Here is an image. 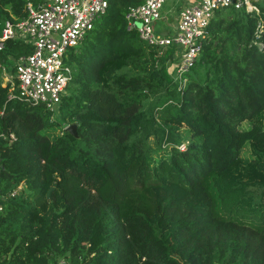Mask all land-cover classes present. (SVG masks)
<instances>
[{"label":"trees","instance_id":"obj_1","mask_svg":"<svg viewBox=\"0 0 264 264\" xmlns=\"http://www.w3.org/2000/svg\"><path fill=\"white\" fill-rule=\"evenodd\" d=\"M26 1L0 0V33ZM107 1L56 110L7 97L2 67L31 47L0 49V187L23 183L2 200L0 264H264V0L216 10L182 88L175 45L126 26L144 0Z\"/></svg>","mask_w":264,"mask_h":264},{"label":"built area","instance_id":"obj_2","mask_svg":"<svg viewBox=\"0 0 264 264\" xmlns=\"http://www.w3.org/2000/svg\"><path fill=\"white\" fill-rule=\"evenodd\" d=\"M258 0H194L178 11L176 27L172 32L155 28L162 17L165 0H144L130 6L125 14L128 29L152 45H175L174 60L169 67L177 86L187 81V71L199 55L207 26L220 8L259 11ZM107 0H27V15L18 20L6 19L0 33V49L5 40L14 38L28 43L31 50L14 58V72L8 74V98L30 103H43L56 110L62 93L71 79V67L65 62L68 51L76 47L97 18L105 13ZM12 137H14L11 134ZM23 183L3 194L0 187V210L3 198L14 196ZM50 264H71L60 257Z\"/></svg>","mask_w":264,"mask_h":264},{"label":"rangeland","instance_id":"obj_3","mask_svg":"<svg viewBox=\"0 0 264 264\" xmlns=\"http://www.w3.org/2000/svg\"><path fill=\"white\" fill-rule=\"evenodd\" d=\"M184 2H185V0H165L163 7H162V12L167 16V21L165 20L164 24L167 22H172V23L175 22V24H176L177 18H178V10L183 6ZM174 29L170 30V27L167 25V29H163V31L164 32H172V31H174ZM2 79H3V82L6 81V77L4 76V74H3ZM65 91H66V87H65L63 93ZM257 120L260 121L264 125V113H262L260 116H258ZM251 124H252L251 120H245L241 123V126L246 128V127H249ZM63 125H64V128H66L67 125H65V124H63ZM57 132H59V131H57ZM184 144H185V142H183V144H181V146L183 147ZM241 153H243L246 156H251V154H252L251 146L245 145L242 148Z\"/></svg>","mask_w":264,"mask_h":264},{"label":"crops","instance_id":"obj_4","mask_svg":"<svg viewBox=\"0 0 264 264\" xmlns=\"http://www.w3.org/2000/svg\"><path fill=\"white\" fill-rule=\"evenodd\" d=\"M191 1H194V0H185L183 5H185V4H187L188 2H191ZM165 20L167 21V16L162 12V17L160 19H158L155 22V24H154L155 28L163 30V29H167V25L170 27V30L175 28V26H176L175 22H173V23L172 22H167V23L164 24Z\"/></svg>","mask_w":264,"mask_h":264},{"label":"water","instance_id":"obj_5","mask_svg":"<svg viewBox=\"0 0 264 264\" xmlns=\"http://www.w3.org/2000/svg\"><path fill=\"white\" fill-rule=\"evenodd\" d=\"M65 129L72 132L73 134H76V124L75 123L68 124Z\"/></svg>","mask_w":264,"mask_h":264},{"label":"bare ground","instance_id":"obj_6","mask_svg":"<svg viewBox=\"0 0 264 264\" xmlns=\"http://www.w3.org/2000/svg\"><path fill=\"white\" fill-rule=\"evenodd\" d=\"M4 76H5L6 78H8V77H9V75H8V74H4Z\"/></svg>","mask_w":264,"mask_h":264}]
</instances>
